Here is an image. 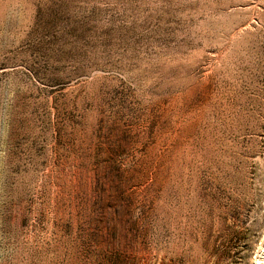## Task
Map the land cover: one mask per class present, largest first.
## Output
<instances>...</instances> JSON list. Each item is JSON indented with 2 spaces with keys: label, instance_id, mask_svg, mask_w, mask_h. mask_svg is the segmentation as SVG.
I'll list each match as a JSON object with an SVG mask.
<instances>
[{
  "label": "rangeland",
  "instance_id": "1",
  "mask_svg": "<svg viewBox=\"0 0 264 264\" xmlns=\"http://www.w3.org/2000/svg\"><path fill=\"white\" fill-rule=\"evenodd\" d=\"M0 264H264V0H0Z\"/></svg>",
  "mask_w": 264,
  "mask_h": 264
}]
</instances>
